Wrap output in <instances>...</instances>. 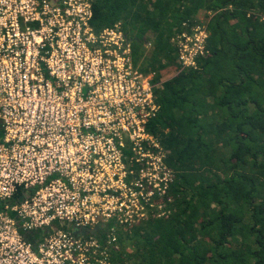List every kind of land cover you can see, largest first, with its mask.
<instances>
[{
  "label": "built area",
  "instance_id": "2783aa9c",
  "mask_svg": "<svg viewBox=\"0 0 264 264\" xmlns=\"http://www.w3.org/2000/svg\"><path fill=\"white\" fill-rule=\"evenodd\" d=\"M91 1L0 0V264H113L71 226L130 223L171 178L145 128L158 109L152 77L118 24L93 29ZM206 37L198 24L174 38L182 67Z\"/></svg>",
  "mask_w": 264,
  "mask_h": 264
},
{
  "label": "trees",
  "instance_id": "16d2710c",
  "mask_svg": "<svg viewBox=\"0 0 264 264\" xmlns=\"http://www.w3.org/2000/svg\"><path fill=\"white\" fill-rule=\"evenodd\" d=\"M91 10L93 29L118 24L134 65L153 74L158 109L145 128L171 171L161 209L131 227L103 223L110 262L264 264V0H92ZM198 24L204 52L182 67L174 38Z\"/></svg>",
  "mask_w": 264,
  "mask_h": 264
},
{
  "label": "rangeland",
  "instance_id": "374dc122",
  "mask_svg": "<svg viewBox=\"0 0 264 264\" xmlns=\"http://www.w3.org/2000/svg\"><path fill=\"white\" fill-rule=\"evenodd\" d=\"M198 20L204 19V12L200 11L198 14ZM150 46H148L149 48ZM149 75L152 77L153 74L149 73ZM148 191L145 190L144 192ZM153 191V190H152ZM154 192V191H153ZM162 195L157 194L156 196L154 194L151 195L150 197V205L149 204H144L143 202H138L137 207L135 208V212L132 215L131 220L129 221L130 223L122 224L124 226L131 227L133 225H136L137 223L139 224L143 219H145L148 215V213L154 208L157 207L158 209H161V201H162Z\"/></svg>",
  "mask_w": 264,
  "mask_h": 264
},
{
  "label": "flooded vegetation",
  "instance_id": "af4514ba",
  "mask_svg": "<svg viewBox=\"0 0 264 264\" xmlns=\"http://www.w3.org/2000/svg\"><path fill=\"white\" fill-rule=\"evenodd\" d=\"M102 227L103 223L95 224L93 227L89 228H75L74 226H71L69 232L73 236H78L79 238L83 239V241H87V239L89 238H95L98 243H101V238L103 234V231H101Z\"/></svg>",
  "mask_w": 264,
  "mask_h": 264
}]
</instances>
